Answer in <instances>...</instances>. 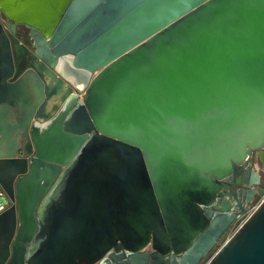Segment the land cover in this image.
Segmentation results:
<instances>
[{"label": "water", "instance_id": "1", "mask_svg": "<svg viewBox=\"0 0 264 264\" xmlns=\"http://www.w3.org/2000/svg\"><path fill=\"white\" fill-rule=\"evenodd\" d=\"M254 154L264 0H0V264H264Z\"/></svg>", "mask_w": 264, "mask_h": 264}, {"label": "flooded vegetation", "instance_id": "2", "mask_svg": "<svg viewBox=\"0 0 264 264\" xmlns=\"http://www.w3.org/2000/svg\"><path fill=\"white\" fill-rule=\"evenodd\" d=\"M20 37H21V35H18V38H20ZM23 38H24V40H23L24 48L27 49L28 51H27V55L25 57H23V56L21 57L20 65H21V67L28 69L29 66H31V64L35 63L36 61L31 56V54L33 53L32 44L29 42V40L26 36H24ZM65 90L67 91L68 89L65 88ZM252 159H253V163H252L253 167L259 173V175L261 177V182H262V184H264V163L261 161L260 155H258V154H254ZM235 190H236L235 193H237L238 186H235ZM248 196H249V191L246 190V198ZM257 196H258V194L256 195L254 202L256 201ZM12 205H13V203L11 202V206ZM113 252L116 256H118V261H119L118 264H124L125 259H126L125 256H128L130 254V252L127 251V249L124 246H120L119 250H113ZM140 253L149 254L148 264H171L172 256L169 255V256H166V258L164 260L161 259L160 256L158 255L159 251L154 250L152 244H148L147 247L144 248ZM154 254H156V255L153 257Z\"/></svg>", "mask_w": 264, "mask_h": 264}, {"label": "built area", "instance_id": "3", "mask_svg": "<svg viewBox=\"0 0 264 264\" xmlns=\"http://www.w3.org/2000/svg\"><path fill=\"white\" fill-rule=\"evenodd\" d=\"M75 92H76V94H78V96H79L80 99H83L84 94H85V87L83 85H79L78 86V89ZM251 206H250V209H249L248 213L245 214V215H243V216H241L233 224V226L231 227V229L228 231V237H227L226 241L229 240L242 227V226L240 228L238 227V229L235 230V226L237 225V223L242 218H245L246 216H251L252 213L258 208V207H256V208L255 207H251ZM10 207H11V200H10L9 196L7 195V193L4 191V189L0 186V215L2 213H4L5 211H7ZM231 231H235V232L234 233H231Z\"/></svg>", "mask_w": 264, "mask_h": 264}, {"label": "rangeland", "instance_id": "4", "mask_svg": "<svg viewBox=\"0 0 264 264\" xmlns=\"http://www.w3.org/2000/svg\"><path fill=\"white\" fill-rule=\"evenodd\" d=\"M264 201V184L263 186L260 188L259 190V194L257 196L256 201L253 203V205L251 207H259ZM252 209V208H251ZM250 216H246L245 218H242L237 225L235 226V230L238 229V227L240 228L249 218ZM235 231H231V233H234ZM219 250V247H217L201 264H207L212 257L216 254V252Z\"/></svg>", "mask_w": 264, "mask_h": 264}, {"label": "crops", "instance_id": "5", "mask_svg": "<svg viewBox=\"0 0 264 264\" xmlns=\"http://www.w3.org/2000/svg\"><path fill=\"white\" fill-rule=\"evenodd\" d=\"M11 109V108H10ZM12 110V109H11ZM6 121L8 122V123H12V116L11 115H7L6 116Z\"/></svg>", "mask_w": 264, "mask_h": 264}, {"label": "bare ground", "instance_id": "6", "mask_svg": "<svg viewBox=\"0 0 264 264\" xmlns=\"http://www.w3.org/2000/svg\"><path fill=\"white\" fill-rule=\"evenodd\" d=\"M263 163H264V158H263Z\"/></svg>", "mask_w": 264, "mask_h": 264}]
</instances>
